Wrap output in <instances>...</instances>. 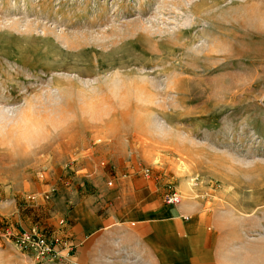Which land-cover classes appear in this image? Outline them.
Returning <instances> with one entry per match:
<instances>
[{"label":"rangeland","instance_id":"374dc122","mask_svg":"<svg viewBox=\"0 0 264 264\" xmlns=\"http://www.w3.org/2000/svg\"><path fill=\"white\" fill-rule=\"evenodd\" d=\"M146 167L259 248L264 0H0V264H31L6 226L67 241L81 186Z\"/></svg>","mask_w":264,"mask_h":264},{"label":"crops","instance_id":"0c3cea01","mask_svg":"<svg viewBox=\"0 0 264 264\" xmlns=\"http://www.w3.org/2000/svg\"><path fill=\"white\" fill-rule=\"evenodd\" d=\"M111 179L112 186L102 177L88 180L67 212L71 264H264V240L257 249L234 247V225L222 223L204 200L183 197L168 205L165 188L152 177Z\"/></svg>","mask_w":264,"mask_h":264},{"label":"built area","instance_id":"2783aa9c","mask_svg":"<svg viewBox=\"0 0 264 264\" xmlns=\"http://www.w3.org/2000/svg\"><path fill=\"white\" fill-rule=\"evenodd\" d=\"M143 173L145 176H148L150 174V168H144ZM43 175V171H40L39 176L42 177ZM53 189L54 188L51 187L48 193L43 196L48 198L50 190ZM29 197L33 198L35 196ZM162 200L165 204L176 206L182 200L181 192L177 186L168 183ZM3 231L4 237L10 239L19 250L29 256L31 264H44L47 260L57 256L60 249L62 251L68 248L67 241L59 236L52 235L48 237L37 225L19 229H15L12 226H6Z\"/></svg>","mask_w":264,"mask_h":264}]
</instances>
